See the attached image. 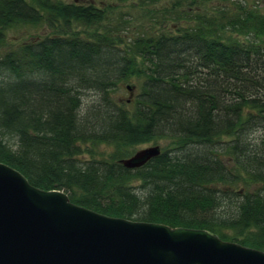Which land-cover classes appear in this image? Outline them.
Instances as JSON below:
<instances>
[{
	"label": "trees",
	"instance_id": "trees-1",
	"mask_svg": "<svg viewBox=\"0 0 264 264\" xmlns=\"http://www.w3.org/2000/svg\"><path fill=\"white\" fill-rule=\"evenodd\" d=\"M106 2L0 0V50L8 29L47 32L0 51V162L107 217L264 252V15L189 16L174 0L131 32ZM161 140L142 167L119 164Z\"/></svg>",
	"mask_w": 264,
	"mask_h": 264
},
{
	"label": "water",
	"instance_id": "water-1",
	"mask_svg": "<svg viewBox=\"0 0 264 264\" xmlns=\"http://www.w3.org/2000/svg\"><path fill=\"white\" fill-rule=\"evenodd\" d=\"M159 154L149 146L119 164L138 169ZM0 264H264V252L208 230L107 217L0 162Z\"/></svg>",
	"mask_w": 264,
	"mask_h": 264
},
{
	"label": "rangeland",
	"instance_id": "rangeland-1",
	"mask_svg": "<svg viewBox=\"0 0 264 264\" xmlns=\"http://www.w3.org/2000/svg\"><path fill=\"white\" fill-rule=\"evenodd\" d=\"M65 2L70 0H64ZM174 0H132L126 4L117 3L115 0H107L106 3H109L111 7H113V16L114 19L118 20L119 17H122L123 19H129L130 20V31L136 32L137 30H141L142 27H149L151 26L150 16L146 13L147 9H156L161 8V5H164L165 3H171ZM192 0H183V4L186 7L187 3L191 4ZM243 4L244 7L250 8L252 10H257L259 13L264 15V0H204L199 1L195 5L191 4L192 11H188L187 14L189 16L194 14V7H196V13L203 15V16H211L216 15L217 18L222 16V14L219 13L220 10L225 12V16L228 13V17L232 16V12L234 10V5L237 6V4ZM188 8V7H186ZM190 8V9H191ZM188 10V9H186ZM148 16V17H147ZM47 34V32L43 29H40L38 27H31V26H20V27H14L11 29H8L5 32V45L2 46L1 52L6 51L9 47H12L18 43L26 42L34 38H39L42 35ZM135 81L132 80L126 86L134 85ZM128 97V91L124 89L117 90L115 94V98H126ZM84 98L87 101H93L95 99V95L92 92H86L84 93ZM262 131L258 132L257 134L253 135V138L255 140H258V138L262 135ZM7 142L10 144V146L15 147V140L14 139H6ZM164 141H159L155 145H158L162 147L164 145ZM153 143L150 144H144L137 146L133 148L132 152H136L141 149H145L149 146H153ZM98 152H104L101 146H99L96 149ZM112 150H109L108 152L111 153Z\"/></svg>",
	"mask_w": 264,
	"mask_h": 264
}]
</instances>
